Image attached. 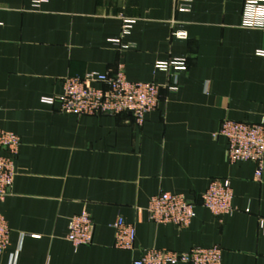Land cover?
<instances>
[{
  "label": "crops",
  "instance_id": "obj_1",
  "mask_svg": "<svg viewBox=\"0 0 264 264\" xmlns=\"http://www.w3.org/2000/svg\"><path fill=\"white\" fill-rule=\"evenodd\" d=\"M244 0H0V128L20 139L0 213L10 230L0 264H133L142 249L219 247L222 264H264V168L231 165L224 121L264 123V28L242 27ZM187 8L183 10L182 8ZM131 21L129 35H121ZM183 32L186 39L173 37ZM186 69L161 72L159 62ZM159 87L142 124L130 114L71 116L48 105L66 77L109 74ZM228 180L232 212L213 216L200 196ZM160 192L194 201L186 229L156 225L144 209ZM87 213L91 245L66 240ZM135 228L133 251L114 248L112 223Z\"/></svg>",
  "mask_w": 264,
  "mask_h": 264
},
{
  "label": "built area",
  "instance_id": "obj_2",
  "mask_svg": "<svg viewBox=\"0 0 264 264\" xmlns=\"http://www.w3.org/2000/svg\"><path fill=\"white\" fill-rule=\"evenodd\" d=\"M45 0H32L33 6ZM186 10L187 8H182ZM131 21H123L121 35L130 33ZM242 27L248 29L264 28V0H244ZM173 37L184 40L186 34L177 32ZM155 69L161 72L186 69L184 60L159 62ZM62 94L55 101L43 99L48 105H57L58 111L65 115L116 116L130 114L134 122L142 124L145 117L157 109L159 87L153 83L131 82L122 65L114 74L91 73L83 77H66L61 81ZM216 136L227 142V156L231 165L250 162L256 166L255 176L261 178L264 168V123L253 124L224 121ZM20 147V139L11 132L0 128V204L10 195L15 178V162ZM233 193L228 180L213 179L200 196V205L215 217H223L232 212ZM194 201L182 194L160 192L150 198L144 212L149 221L156 225L172 224L186 229L194 217ZM264 227V222L262 223ZM114 248L133 251L136 232L132 224L122 217L112 223ZM94 224L90 216L82 212L69 219L66 240L74 249L91 245ZM10 230L0 213V257L9 245ZM133 264H222V250L219 247H194L184 253L164 249H142Z\"/></svg>",
  "mask_w": 264,
  "mask_h": 264
}]
</instances>
